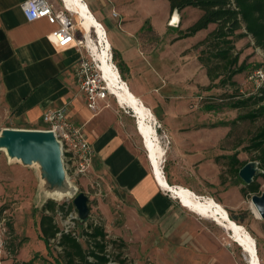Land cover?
I'll use <instances>...</instances> for the list:
<instances>
[{
	"label": "rangeland",
	"instance_id": "374dc122",
	"mask_svg": "<svg viewBox=\"0 0 264 264\" xmlns=\"http://www.w3.org/2000/svg\"><path fill=\"white\" fill-rule=\"evenodd\" d=\"M91 1L98 8L101 20H112L104 21L111 40L131 42L132 35L143 27L139 38L153 57L154 67L142 70L145 80L141 87L146 93L145 103L162 122L158 132L167 151L163 167L168 181L221 202L231 217L245 225L256 238L264 264V218L257 216L254 206V199L264 195V179L258 178L259 194L245 193L243 189L248 184L233 175L229 158L238 153L247 163L255 160V154L246 147L264 125V117L256 122L240 119L257 107L249 104L238 108L234 103L254 95L248 76L264 64V51L255 45L251 36L238 39L236 51L240 63L245 62L247 69L234 77L236 85H219L218 80L208 88L210 78L198 60L205 46H200L198 51L196 44L201 38L196 34L178 38L186 29L180 32V27L169 26L173 14L170 15L169 0ZM181 13L180 26L192 24L202 11L190 6ZM72 16L77 39H83L78 17ZM209 32L208 27L200 35ZM92 35L96 39L94 32ZM85 53L88 55L86 50ZM113 55L116 65L125 71L122 56L115 50ZM155 69L160 74L151 71ZM132 88L135 89L133 85ZM122 111H128L126 115L133 121L135 135L131 133V136L135 148L145 154L134 114L129 109ZM8 128L25 127L15 121L6 105L0 74V134ZM92 168L87 175L76 178L66 166L73 185L79 189L77 193L84 191L90 196V215L105 226L109 251L115 258H127L130 264H249L242 247L222 225L187 209L183 214L168 216L160 224L139 222L128 208L131 205L126 204L113 184L107 181V185L91 172ZM44 174L40 163H23L0 149V264H24L31 260L33 264H62L58 240L53 239L48 246L41 236L40 222L47 200L54 199L59 206L67 208L75 195L58 198L56 194H49L45 191ZM55 214L58 225L64 227L66 215ZM77 231L84 237V227L79 222ZM86 239L81 241L87 247Z\"/></svg>",
	"mask_w": 264,
	"mask_h": 264
},
{
	"label": "crops",
	"instance_id": "0c3cea01",
	"mask_svg": "<svg viewBox=\"0 0 264 264\" xmlns=\"http://www.w3.org/2000/svg\"><path fill=\"white\" fill-rule=\"evenodd\" d=\"M26 1L0 0V74L6 105L15 121L28 129H46L44 113L66 108L69 118L83 127L93 146L91 172L106 181L107 185V181L113 184L126 204L131 205L128 208H131V214L139 222L160 224L168 216L172 218L185 213L186 208L156 179L146 153L142 154L135 148L131 136V133L135 135L132 131L133 121L126 115L129 114L128 111H122L115 96H108L98 112L87 106L77 75V66L85 50L76 44L60 47L53 37L57 24L51 23L47 18L29 21L22 9ZM50 1L57 11L65 9L62 0ZM86 1L98 16L96 5L91 0ZM122 19L126 21L125 18ZM101 21L110 23L112 20L106 18ZM192 24L169 26L180 27L181 32ZM215 27V24H211L210 31ZM142 28H138L132 35L131 42L119 39L111 42L113 50L122 56L127 68L123 71L118 67L123 79L145 103L146 93L141 87L145 80L142 70L146 67L152 69L154 65L151 61L154 59L147 53L139 38ZM201 32L202 30L196 36H200L202 40L207 34L200 35ZM198 44L199 42L196 44L198 51H201ZM199 57L198 55L200 63ZM151 71L160 74L157 69ZM147 106L153 111L158 126L162 125L153 108ZM102 180L100 181L103 183Z\"/></svg>",
	"mask_w": 264,
	"mask_h": 264
},
{
	"label": "trees",
	"instance_id": "16d2710c",
	"mask_svg": "<svg viewBox=\"0 0 264 264\" xmlns=\"http://www.w3.org/2000/svg\"><path fill=\"white\" fill-rule=\"evenodd\" d=\"M169 2L172 13L176 9L181 12L190 6L202 11L198 19L182 31L179 39L194 36L211 24L216 25L198 44L205 46L199 59L210 78L208 88L215 86L218 80H220L219 85L227 83L236 85L234 77L247 69L245 62L240 63V55L236 51L238 39L251 36L255 45L264 51V0H169ZM249 104L257 108L241 116L240 119L256 122L264 117V95H252L247 100H239L234 103V107L242 108ZM246 150L255 154L254 159L259 162L263 172L243 191L259 194L261 184L258 178L264 179V125L252 136ZM229 158L233 175L239 177V172L247 161L240 159L238 153L232 154ZM74 209L73 202L66 208L65 205L59 206L54 199L47 200L43 207L40 233L48 246L53 239L58 240V245L62 248V264H110L111 262L130 264L127 258L120 256L115 258L111 254L105 226L99 222L95 223L91 217L82 224L87 247L78 237L62 230L56 221L55 213L61 212L67 215ZM24 264H33V260Z\"/></svg>",
	"mask_w": 264,
	"mask_h": 264
},
{
	"label": "bare ground",
	"instance_id": "6f19581e",
	"mask_svg": "<svg viewBox=\"0 0 264 264\" xmlns=\"http://www.w3.org/2000/svg\"><path fill=\"white\" fill-rule=\"evenodd\" d=\"M62 1L65 9H68L70 13L78 17L86 44L92 55L98 59L102 71L114 91L118 105L123 109L131 110L134 114L137 132L144 144L146 156L151 164L153 173L161 186L169 190L173 197L190 212L203 218L213 219L222 225L231 234L234 241L242 247L249 264H262L256 238L245 225L238 223L231 217L229 211L221 202L211 196L201 195L185 185H173L168 181L163 167L167 151L158 132L157 119L149 106L134 94L123 79L114 61L113 46L106 26L86 0ZM179 19V14H176L174 22H178ZM92 32L96 34V39L93 37ZM6 139V135L0 136V149L5 150L6 153L8 152L10 157H14ZM36 160L38 162L42 161L44 169L49 173V178H55L60 183L66 182L64 180V171L60 167L57 166L54 171L50 172L46 169L44 160L41 158L33 159V161ZM67 193L65 189H60L57 196L58 198L70 197ZM254 206L257 216L263 218L255 201Z\"/></svg>",
	"mask_w": 264,
	"mask_h": 264
},
{
	"label": "built area",
	"instance_id": "2783aa9c",
	"mask_svg": "<svg viewBox=\"0 0 264 264\" xmlns=\"http://www.w3.org/2000/svg\"><path fill=\"white\" fill-rule=\"evenodd\" d=\"M22 9L29 21L47 18L51 23L57 24L58 27L53 32V37L60 47L76 44L80 48H85L88 55L85 53L77 66L79 84L87 106L92 111H100L102 102L108 96H115V94L98 59L92 55L84 37L83 39L76 38L73 14L68 9L57 11L50 0H27L23 3ZM248 80L253 87L254 95H264V64L252 70ZM43 122L47 126L46 129L53 131L62 143L67 168L76 178L87 175L93 165L94 149L86 137L83 127L75 124L69 118L68 111L64 107L45 112ZM89 217L92 218V214ZM93 220L95 223L98 222ZM78 222L81 223L77 210L71 211L66 215L62 230L72 233L81 240L84 237L77 231ZM113 263L115 262L110 264Z\"/></svg>",
	"mask_w": 264,
	"mask_h": 264
},
{
	"label": "water",
	"instance_id": "95a60500",
	"mask_svg": "<svg viewBox=\"0 0 264 264\" xmlns=\"http://www.w3.org/2000/svg\"><path fill=\"white\" fill-rule=\"evenodd\" d=\"M179 13L180 11L177 9L173 12L170 25L179 26L180 19L178 22H174L175 15ZM1 135H6V142L14 154V157H10L7 152L10 158L21 160L26 164H32L35 162L42 165L45 172V191L49 194L53 193L59 195L58 191L60 189H65L68 192V195H75L73 203L79 214L80 222L84 223L91 213L90 196L84 191L77 193L79 189L76 185H73V182L68 175L64 161L62 143L58 140L55 133L48 129L8 128L5 129L0 136ZM34 158H41L44 160L46 163V169L50 172L54 171L57 166L60 167L61 170L64 171V180H66V182L60 183V181H57L55 178H49V173L44 169L42 161H33ZM261 172H263V170L259 167V162L254 160L249 161L244 165L241 168L239 175L247 184H251L255 177ZM254 201L264 218V195L262 197H256Z\"/></svg>",
	"mask_w": 264,
	"mask_h": 264
}]
</instances>
